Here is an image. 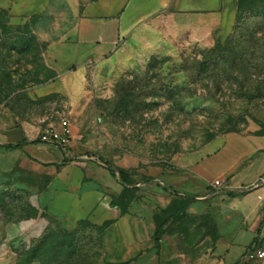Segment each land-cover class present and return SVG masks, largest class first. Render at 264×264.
I'll list each match as a JSON object with an SVG mask.
<instances>
[{
	"label": "rangeland",
	"instance_id": "rangeland-1",
	"mask_svg": "<svg viewBox=\"0 0 264 264\" xmlns=\"http://www.w3.org/2000/svg\"><path fill=\"white\" fill-rule=\"evenodd\" d=\"M55 17L69 21L59 7ZM51 21L12 19L0 0V131L27 123L38 139L66 120L73 147L64 181L0 148V264H18L32 248L33 264H254L245 254L251 233L236 237L231 253L216 249L233 234L223 194L210 190L208 200L190 202L163 188L183 176L182 158L200 155L210 143L240 147L237 138H223L264 136V0L239 3L226 40L167 16L152 19L90 67L72 102L28 95L56 76L43 59L57 36ZM222 156L215 160L219 170ZM109 167L128 171L131 184L109 177ZM94 188L105 209L118 207L114 218L70 220L73 206L91 208ZM166 220L163 242L154 247L155 229Z\"/></svg>",
	"mask_w": 264,
	"mask_h": 264
},
{
	"label": "crops",
	"instance_id": "crops-1",
	"mask_svg": "<svg viewBox=\"0 0 264 264\" xmlns=\"http://www.w3.org/2000/svg\"><path fill=\"white\" fill-rule=\"evenodd\" d=\"M2 1L6 2L10 18H50L57 33L43 51L45 65L56 76L52 81L31 90L29 97L36 100L60 95L72 102L73 92L81 91L83 79L90 67L116 54L123 43L132 39L152 19L167 16L178 26L212 29L218 38L226 40L234 29L238 0ZM58 7L68 16V22L55 17ZM29 127L27 123H19L10 130H1L0 148L5 154L26 156L35 163L46 166L56 175V179L64 181L65 175L72 171L65 157L73 147H68L67 153L64 154L53 145H33L31 142L38 140L35 139L38 132ZM232 137L237 138L241 143L240 147H210V143L203 148L204 151L202 150L200 155L182 158L177 166L185 169L183 176L168 179L163 188L167 192H170L171 188L182 192V197L190 202L208 200L211 196L210 190L223 194V215L230 226L229 231L233 234L230 242L221 238L215 246L217 251L228 248L230 253L238 249L235 244L236 237L251 233L253 237L249 248L264 237V189L246 192V189L252 187L264 174V136L232 133L223 139ZM19 144L21 146L17 147ZM7 146L16 148L7 149ZM220 154H223V161H220L222 167L219 170L218 161L215 160H219L217 156ZM214 169L217 175L213 178ZM108 175L112 177L110 172ZM215 181H221L222 187H214ZM80 188L81 184L76 185L77 198ZM90 194L91 208L75 211L76 207L73 206L74 210L69 213V219H88L97 224L99 220L114 218L113 212L118 207L108 203V210L105 209L101 198L103 194L96 188L90 190ZM166 224L163 233L167 228ZM162 242L163 235L158 247ZM242 249L240 248V252Z\"/></svg>",
	"mask_w": 264,
	"mask_h": 264
},
{
	"label": "built area",
	"instance_id": "built-area-1",
	"mask_svg": "<svg viewBox=\"0 0 264 264\" xmlns=\"http://www.w3.org/2000/svg\"><path fill=\"white\" fill-rule=\"evenodd\" d=\"M71 140V130L69 122L62 120L59 123L58 128H50L38 137V141L41 144L53 145L58 147L64 154L67 153ZM214 187H222L221 181H215ZM263 188L264 189V174L258 179V181L250 188L246 189V192ZM246 258L248 261L254 264H264V237L255 242L248 250Z\"/></svg>",
	"mask_w": 264,
	"mask_h": 264
},
{
	"label": "trees",
	"instance_id": "trees-1",
	"mask_svg": "<svg viewBox=\"0 0 264 264\" xmlns=\"http://www.w3.org/2000/svg\"><path fill=\"white\" fill-rule=\"evenodd\" d=\"M241 1L242 0H238L237 1L236 9L238 8L239 3ZM38 143H39L38 140H35V141H32L31 142V144H33V145L38 144ZM16 146L17 147H20L21 144L16 145ZM6 148L7 149H11V148H16V147L15 146H7ZM108 171L110 172V175L113 178H118L119 181H120V184L122 186H124L125 188H127L131 184V176H130V173L128 171H125L123 169H118V168H112V167H109L108 168ZM177 213H178V210L176 209V211L174 212V214L176 215ZM166 223H167V220L164 221L163 223L159 224L156 227V229H155L154 236H153V241H154V244H155L156 247H158V245H159V242H160L161 237L163 235V228H164V226H165ZM247 252L248 251H246V253H245L246 255H247ZM34 253H36V251L33 248L30 249V251H26V252L22 253V255L24 256V258L22 260H20V262L18 264H33L32 255H34ZM123 264H127V263H123Z\"/></svg>",
	"mask_w": 264,
	"mask_h": 264
}]
</instances>
